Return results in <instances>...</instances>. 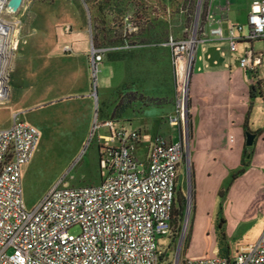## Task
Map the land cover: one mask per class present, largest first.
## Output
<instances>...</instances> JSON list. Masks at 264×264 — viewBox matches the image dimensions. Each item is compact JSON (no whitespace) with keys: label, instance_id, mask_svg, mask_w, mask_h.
I'll list each match as a JSON object with an SVG mask.
<instances>
[{"label":"rangeland","instance_id":"1","mask_svg":"<svg viewBox=\"0 0 264 264\" xmlns=\"http://www.w3.org/2000/svg\"><path fill=\"white\" fill-rule=\"evenodd\" d=\"M214 1L26 0L18 12L1 14L0 18L15 28L19 45L5 71L8 95L0 101V129L18 118L40 132L35 154L22 171L24 200L29 209L54 184L78 187L101 182L99 148L103 141L99 135L109 134L101 121L119 118L127 109L144 119L149 107L162 104L141 94H128L127 87L113 93L109 88L100 96L99 76H110L111 61L118 59V69L123 72L128 60L139 65L145 61L148 67L147 51L165 47L170 38L200 40L204 7L214 12ZM83 40L87 50L75 49L73 43L81 44ZM197 44L191 54L192 64ZM93 49L101 57L94 65ZM84 72L88 75L87 87L82 83ZM173 74L175 111L167 121L164 119L161 132L169 128L179 100L186 99L187 111V92L176 83L174 66ZM258 94L259 90L250 120L251 128L259 130L252 146L246 147L244 173L232 180L241 168L243 152L224 158H202L199 170L205 182L200 189L194 184L188 150V162L181 167L178 180L182 215L175 222L173 246L166 250L162 247L164 264L215 258L221 248L235 256L262 234L264 88L261 98ZM133 100L138 102L134 108ZM176 127L184 129L189 140L187 112L184 123ZM148 138L143 137L134 155L141 164L147 160ZM71 233L78 234L79 229L73 228ZM168 243L169 239L162 240V244Z\"/></svg>","mask_w":264,"mask_h":264},{"label":"built area","instance_id":"2","mask_svg":"<svg viewBox=\"0 0 264 264\" xmlns=\"http://www.w3.org/2000/svg\"><path fill=\"white\" fill-rule=\"evenodd\" d=\"M224 21L208 12L205 39L227 43L232 53L241 44L264 40V0L252 1L245 24H229L225 29ZM5 23L0 18V70L7 82L6 67L19 41L15 28L11 31ZM199 42L196 38H170L164 44L172 54L176 83L185 94L191 54ZM92 57L93 65L101 61L94 49ZM263 59L262 53L245 47L238 64L251 79ZM7 95L8 90L2 93V100ZM186 112L184 98L170 117V125L183 124ZM104 126L109 134L99 136L103 141L99 148L101 182L78 187L54 184L31 209L24 200L22 171L35 154L40 132L18 118L0 129V264L160 263V241L171 233L180 168L188 162L187 133L179 130L173 142L156 137L141 164L134 157L139 131L117 129L113 121ZM73 228L79 233H71ZM185 264H264V230L255 243L241 248L235 256L185 260Z\"/></svg>","mask_w":264,"mask_h":264},{"label":"crops","instance_id":"3","mask_svg":"<svg viewBox=\"0 0 264 264\" xmlns=\"http://www.w3.org/2000/svg\"><path fill=\"white\" fill-rule=\"evenodd\" d=\"M252 1L220 0L218 3V0H215L216 4L213 5L215 13L210 12L225 20L222 25L226 29L229 24H245L247 22ZM218 8L220 9L218 10ZM202 29V33H204L206 31L205 24ZM73 46L79 51L87 50L85 40L81 44L73 43ZM245 47H251L255 53H262L264 56V40L241 44L237 52L232 53L227 43L207 40L202 34L195 49L187 88V113L191 132L188 150L191 154L194 184L200 189L205 182V178L199 170L202 158L230 157L237 151L243 152L244 148L248 147L245 143L246 133L254 134V140L257 137L256 132L259 129L251 128L250 119L254 106L253 101L256 98L250 96V83L252 80L259 82V89L263 90L264 59L256 74H253L255 78L248 79L246 72L238 64ZM147 52L150 54L148 67L145 61L139 65L134 60L132 62L128 60L125 63V72H123L122 69H118L120 68L118 59L111 61L110 76H99V84L102 82L99 93L102 96L103 91H107L109 88L113 93L121 87H127L128 94H141L148 99L162 101V104L156 103L149 107L144 112L145 114H142L144 119L139 113L127 109L119 118L101 121V127L104 129H107L104 126L105 122L113 121L117 129L139 131V143L144 136L148 135L147 150L149 151L156 137L167 142L177 140L179 129L168 124L169 128L161 132L160 127L162 122L175 111L171 51L167 47H157L149 49ZM84 73H82V83L87 87L88 75ZM253 91L256 94L258 88H254ZM137 103L133 100L132 107L134 108ZM246 120L248 130H245Z\"/></svg>","mask_w":264,"mask_h":264},{"label":"trees","instance_id":"4","mask_svg":"<svg viewBox=\"0 0 264 264\" xmlns=\"http://www.w3.org/2000/svg\"><path fill=\"white\" fill-rule=\"evenodd\" d=\"M207 14H208V6L206 5L204 7V11L202 13V22L203 23L205 22ZM252 77L255 78V75L254 76L252 75L251 78ZM253 81H255V80H252V82L250 83V96H251V98H255L256 94L254 93L253 90H254V88H258V90H259L258 96L261 98L262 97L261 90L259 89L260 88L259 87L260 83L256 82V81H255L256 82L255 83ZM254 83H255V86H254ZM245 130H248V128H247V120H246V124H245ZM246 149L247 148H244V151H243V159L241 161V168L235 174L232 175V180H235L238 175L244 173L245 168L247 167V163H245V156H246V151H247ZM101 179H102V177H101ZM178 199H179V191L177 192L176 200H175V204H174V208H173V218H172V221H171V227H172L171 228V233L167 237V239H169V243L167 245H164V244H162V241H160V246H162L165 250L166 249H170L173 246V240H174V237H175V235L177 233L175 231V222L182 215V205H178ZM219 255H229V253L227 251H225L223 248H221L220 252H219ZM163 258H164L163 255H161L159 264H164L163 263ZM182 264H185V261Z\"/></svg>","mask_w":264,"mask_h":264},{"label":"bare ground","instance_id":"5","mask_svg":"<svg viewBox=\"0 0 264 264\" xmlns=\"http://www.w3.org/2000/svg\"><path fill=\"white\" fill-rule=\"evenodd\" d=\"M6 12V13H9V14H12L13 12L9 11L6 9V0H0V16L3 12ZM6 25H8L9 27H12L11 28V31L12 29H14V27L11 25V24H8V23H5ZM18 45H19V42L17 43V49H16V52L18 50ZM15 52V53H16ZM15 55V54H14ZM181 72H183L184 70V66H183V63L181 64V68H180ZM3 73V70L1 69L0 70V101L2 100V93H7V86H6V78L3 77L2 75Z\"/></svg>","mask_w":264,"mask_h":264},{"label":"water","instance_id":"6","mask_svg":"<svg viewBox=\"0 0 264 264\" xmlns=\"http://www.w3.org/2000/svg\"><path fill=\"white\" fill-rule=\"evenodd\" d=\"M22 3H23V0H8L6 9L13 13H16L22 6ZM254 138H255L254 134L246 133V146L248 147L252 146ZM188 141H187V144H188Z\"/></svg>","mask_w":264,"mask_h":264}]
</instances>
